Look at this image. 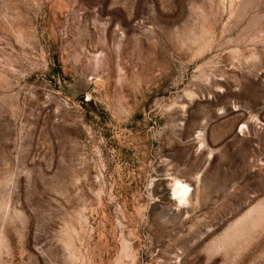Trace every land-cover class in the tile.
<instances>
[{
	"label": "rangeland",
	"instance_id": "rangeland-1",
	"mask_svg": "<svg viewBox=\"0 0 264 264\" xmlns=\"http://www.w3.org/2000/svg\"><path fill=\"white\" fill-rule=\"evenodd\" d=\"M0 264H264V0H0Z\"/></svg>",
	"mask_w": 264,
	"mask_h": 264
},
{
	"label": "bare ground",
	"instance_id": "bare-ground-1",
	"mask_svg": "<svg viewBox=\"0 0 264 264\" xmlns=\"http://www.w3.org/2000/svg\"><path fill=\"white\" fill-rule=\"evenodd\" d=\"M190 192V188L187 185L177 182L175 184V193L174 196H179L181 200H184Z\"/></svg>",
	"mask_w": 264,
	"mask_h": 264
}]
</instances>
